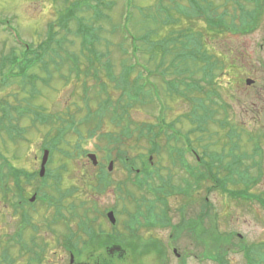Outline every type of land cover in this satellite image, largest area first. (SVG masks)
Instances as JSON below:
<instances>
[{"label": "rangeland", "instance_id": "obj_1", "mask_svg": "<svg viewBox=\"0 0 264 264\" xmlns=\"http://www.w3.org/2000/svg\"><path fill=\"white\" fill-rule=\"evenodd\" d=\"M127 1L128 0H0V59L4 55H10L13 51L19 52L23 46L25 47L29 44L37 47L47 38L49 25L52 23L58 24L60 15L64 13L67 8L71 7L78 10L77 14L79 16L77 15V17L82 18L85 24L91 25L100 31V43H98V38H95L94 44L103 52L107 54L110 52L109 57H102L103 60L92 65L99 70V80L91 74L88 76L82 74L79 81H74L73 83L65 85L63 81L59 79V76L55 75L56 77L50 81L49 85H45L41 80H37L36 88L38 90L36 91L32 90V84H29V82L25 83V79L20 77L13 78L2 84L3 86L0 87V120H2L4 112H6L5 110H7L10 115V118L7 114L4 116L2 127H0V168L3 164V171L10 172V164L12 167H18L31 172L40 170L43 149L47 146H51L56 150L57 146L60 147L63 143V141L59 143L57 138L61 123L64 122V120H71L72 117L80 119L88 112V108L84 105L83 99L84 93L82 83L84 81H86V84L90 88V92L88 93L91 103L89 104L90 108L95 112L98 110L103 100L108 96H110L114 102L118 100L122 106L128 104L127 97L124 95L126 91L123 86L125 85L120 78V75L123 73L122 65L124 64L122 58H125L124 52L128 51V44L119 43L121 41V36L118 30L115 33L112 31L113 27L122 20L125 14ZM226 1L227 0H213L212 6L217 12H221L223 8H228L230 13L235 12V19L238 18L239 9L237 8V4L227 2L223 7L222 3ZM76 2L78 4H76ZM167 2V0H131L133 6L127 7L126 11L132 12L128 22L132 32L135 34L137 32L138 36H140L141 34L152 31L151 40L153 41H157L161 37H170L171 35L168 33L170 29H164V21L167 19V15L157 10V7L159 9L160 3L166 5ZM90 5L92 7L91 9L89 8ZM188 5L189 3L187 6ZM176 14L177 13H174L172 17H178ZM82 21L81 23H83ZM205 22L204 15L193 20V24L196 26L194 31L201 33L202 39L208 43V47L206 48L209 54L226 53L228 51L230 53V50L236 53V50H241L245 46L247 50L251 51L253 48L252 43L257 41L263 33L260 27H264L260 26V29L250 34L240 31H224L218 33L207 30ZM262 24L264 25V23ZM76 26L77 21H72L70 27L73 31ZM57 30H59V33L61 32V36L63 31H60V26ZM67 40V48H74L75 51H79L82 48L81 37L79 38L73 35V33H69ZM71 43L73 44L72 47H70ZM144 47V49L148 48L146 44ZM140 57V62L144 65L150 60L148 51L146 53H141ZM159 59L158 57L156 63H158ZM171 59L172 55L166 57V65ZM108 62H112V70L107 68ZM185 62L190 72L195 70V61L187 59L183 61L184 64ZM127 63L129 64L131 62ZM156 63L155 61L152 63L149 62V67H151L149 69L154 70ZM86 64L87 62H85V66ZM82 65H84V59ZM135 66V71H132L130 74L129 72L127 73L129 79L128 83L130 85L135 83L142 87L141 83H144V78L138 76V72L141 71V68L139 65ZM159 70L161 72V68ZM31 71L37 73L40 77H46L45 73L39 67ZM63 71H67V67H64ZM221 71L222 70H218L217 74L224 73V71ZM200 72L201 71H199V73ZM225 74L228 73L226 72ZM175 77L180 78L172 74L166 78ZM199 77H201V75L191 74L190 76L188 75L186 79L190 82L193 78ZM101 79L108 82L106 90L101 89ZM149 79L158 85L163 103L166 106L164 110L166 121L169 123L173 122L175 127L182 130V132H189L191 138L194 140V147H196L200 154L206 155L205 157H207V160H210L212 152H218L221 154V157L222 155L225 156L227 161L232 159L228 156L230 144L227 138L224 137L225 131L220 130L219 125L211 121L207 126V130L201 123L193 124L188 117L192 109L190 102L182 98L179 94L177 96L168 95L166 98L164 96V89H166L167 86L164 84L163 78L151 75ZM197 81L202 82L204 87L207 85L202 79ZM125 83H127V81H125ZM143 87L140 91L144 97L147 88L144 84ZM144 99L145 102L142 106L134 103L130 111H127L122 123L118 125L123 126L126 121H129L132 127H134L135 124H139L141 127L138 128L145 129L144 126L148 123L155 124L160 112L158 108L156 109L154 103L148 102V98L144 97ZM36 113L45 116L47 121L43 122L37 119ZM109 117L111 116H105V124L108 126L103 128L104 135L102 136V142H99V139L96 137L84 143L82 147H80L81 152L79 151V153H82L81 155L76 153V151L74 153L72 152V156L63 153H55L49 163V169H52L54 174L57 175L59 172L61 173V188L63 191L69 192V195L63 198V205L65 206L64 213H66V208L71 202L77 205L80 204V202L86 204V206L79 205L77 207L78 211L74 213L75 216L78 215L79 219L80 215L82 216L81 211L84 210L83 207L88 209L92 208L91 205H97L96 207L101 210V212L105 213L113 208L115 210L117 217L116 224H112L109 219L105 217L102 218L101 221L98 220L97 223L94 222V224H96L94 230L98 231L102 228L106 230L105 232H120L119 234H111L123 236V252L119 254L117 253L119 250L111 249V252H108V248L104 249L100 244L95 248L88 246L85 248L86 250L81 258L82 264H218L212 261L208 255L204 256V254H208L210 247L213 245L206 240L199 239L197 233H192L191 230L189 231L186 228L188 226L187 217L186 220L181 223L185 224L179 231V236H176V238H174L175 235L174 237L171 235L173 226H169V224L167 226H162L160 224L152 226L154 221L151 219L152 223H148V226H145V224L138 226L135 220L130 221V215L127 213H134L139 203H141L143 206L142 210L145 212L146 208L153 206L158 200H152L154 195L148 190L144 189L143 191H139L132 187L128 179L130 178L133 181L134 175L129 176L123 163L114 160L113 169L108 175L109 180L113 183L106 191L102 190V185H99V174L101 173L102 166L108 167L110 162L105 159V156H108V151H112L113 157L117 154L114 149L116 143L108 138L107 135L110 133L113 137L120 132V127L116 125L115 121L111 123ZM82 129L83 133L81 135L83 137L87 133V125H84ZM111 131L115 132V134L112 135ZM76 134L72 130V132L65 137L66 141L63 143V146L66 145L65 147H67L68 144L78 143L80 138ZM52 139L55 140L52 141ZM168 140L173 155L178 161H176V158L175 162L171 160L169 150L166 149ZM168 140L165 135L159 138L161 150L158 155L153 157V165L155 170L162 176H165L169 181V183L167 181L166 189H162L161 197L167 198L166 202L169 207L168 212L173 218L172 223L175 220L181 221L182 213L180 209H183V204H188V208L186 209L191 211L194 215L200 216L201 209H203L207 213L205 218L201 216L206 227L216 221L220 231L236 233L231 243H234L237 247L229 253L228 264H264V254L259 258L256 255L255 249L256 246L258 249H264V208L259 205L258 201L244 202L242 198L231 199L228 195L226 196V194L217 190L203 194L200 189L196 188L194 193L191 191L189 196L186 192V185L183 187L178 186L183 185L182 179L184 181V179L188 177V173L186 169L180 165L179 162L182 160L177 154L183 156V162H189L191 165L195 164V158L190 154L187 156L183 155L182 142L176 141L171 137H169ZM125 143L127 144L125 148L129 149V158L137 161L138 159H136V156L139 152H144L146 154L151 148V144L148 141L138 139L135 133L132 138L127 139ZM97 144L101 146H98V148ZM134 144H139L142 151L132 149L130 146H134ZM55 145L56 147H54ZM261 149V154L259 152L255 154L254 147L243 139L240 146L235 148L234 153L245 155L246 163L248 166H252L247 168L248 171H250L248 176L254 181V184L251 186L252 191L264 199V147H261ZM86 150H88L89 153L97 154L99 161L98 165H94L88 156L85 155L84 152ZM4 157L9 159L8 163H6V160L4 161ZM227 161L224 162L225 165ZM222 166V162L216 163L217 169L222 168ZM167 175H171L172 178ZM228 175L229 171L222 169L220 178H224ZM236 175L242 176L241 167L236 170ZM8 176L9 183L13 186L15 184L12 178L13 176L11 177V173H8ZM238 176H234L236 181H240ZM49 181L52 180L50 179ZM1 183L0 178V184ZM121 183L123 186L126 184L128 185L127 187L133 192L131 196L136 198L137 201L126 198L125 194V200L120 199V196L116 194L115 188ZM200 184L204 185V187L210 186L208 181L205 180ZM50 185L51 182L47 184V186ZM158 185H161V183H158ZM47 186L37 180L34 181L32 185H27L26 188L29 191V197H31L34 190L39 187L42 188V192H50ZM73 186H75L74 189L77 188V191L71 192ZM172 186L176 187L173 188ZM230 186L232 188L238 187L239 189H243L245 184L243 185L239 182L237 185L230 184ZM2 190H5L4 185H2ZM177 190H184V195L178 193L179 191ZM143 196L145 198H143ZM206 198H208V203L205 202ZM189 202L191 205H189ZM160 205L157 204V214H159V211L162 209ZM211 205L212 207H210ZM30 209L33 221L40 225L38 231L39 236H41V239L44 241L46 240L50 246L49 250L46 251L44 255L43 264H69L70 254L67 253L68 249H64L59 245L58 237L54 236L55 234H52V232H49L50 229L45 224V220L51 219L54 211L43 208L40 201H36L35 207ZM116 210L119 211V213ZM124 211L128 212L125 213ZM215 216L218 217L213 218ZM143 218L145 220V217ZM19 223L20 216L15 214L11 207H4L0 194V241L6 243V241L11 240L10 237H13ZM142 223H144L143 219ZM65 226L64 220L58 224L57 228L59 231L64 232ZM31 232L32 231L25 232V238L27 240L30 239ZM238 233L245 236L241 242L240 238L237 236ZM80 234V236L75 238L76 242L84 238L85 241L88 240V238H86L88 237L87 234L83 232ZM133 235L142 236L145 241H147L148 238L156 237L165 241L168 244V248L167 245H164V247L165 249L167 248L166 251H168V253H166L165 257H160L156 251H151L153 249L152 247L147 249L143 247L140 238L139 240L130 238ZM135 241H137L138 251H135L134 247L129 245L130 242L133 243ZM208 241L210 242V240ZM244 244L246 248L253 249L254 254L250 253L251 257H247L244 253L236 251L239 249L238 247L241 248ZM4 245L5 244L0 246V251H3ZM89 245L91 244L89 243ZM228 245H230V243ZM174 247L177 249L178 254L181 255L179 260H177L175 254H173L172 248ZM16 250L17 248L14 247L13 252ZM145 250L149 251H146L147 255L142 256L141 253ZM214 250L217 251L215 248ZM186 254H192L193 256L187 257ZM0 255H2V253ZM19 262L24 264L25 259H17L16 263L20 264ZM77 264L79 263L77 262Z\"/></svg>", "mask_w": 264, "mask_h": 264}, {"label": "trees", "instance_id": "obj_2", "mask_svg": "<svg viewBox=\"0 0 264 264\" xmlns=\"http://www.w3.org/2000/svg\"><path fill=\"white\" fill-rule=\"evenodd\" d=\"M167 1L168 2L166 5L160 3L159 9L157 7V10H160L161 13L167 15V19L164 21V29H170L168 31V33H170L171 35L170 37H161L159 40L153 41L151 40V36L153 34L152 31L146 32L145 34H141L140 36H138L137 32L136 34L133 33L128 25L132 14L131 11L127 12L125 18H123V23L122 20H120L121 22L116 24L112 29L114 33L118 30L121 36V41L119 43L126 44L127 39L132 40V55L136 62L133 64L131 61L132 56L129 55L128 51H125V58H122L124 62V64L122 65L123 73L122 75H120V78L122 79L121 81L125 85L123 86L126 91L124 95L127 97L128 104H126V106H122L120 102H118V100L114 102V100H112V98L108 96L105 100H103V102L98 107V110L95 112L90 108L89 104L91 103L90 97L88 96L90 88L86 84V81H84L82 83L84 93L83 99L84 105H86V107L88 108V112L80 119L72 117L71 120H64V122L61 123V128L58 131L59 135L57 137L59 143L61 141H63L64 143L66 141L65 137L68 136L73 130L75 131V134L77 133V136H79V142L72 143L70 145L68 144L67 147H73L71 149L74 150V152L76 151V153H79V151L81 152L80 147H82L83 143L87 142L88 140L96 137L99 139V141L102 140V136L104 135L103 128L108 126L105 124V116L110 115V122L112 123V121H115L116 125L120 127L119 134H115V132L111 131L112 135L115 134V136L112 137L110 133H108L107 135L108 138H110L116 143V147H114V149L117 152V157L124 163L129 172L133 168L138 167V165L141 163L140 167L142 171L147 173L146 178L150 177L151 174L149 172L150 167L148 163V156L156 155L160 152L161 145L159 138L162 135H165L168 140V138L171 136V125H169L165 117L161 115L159 118L157 117V122L155 124L148 123L146 126H144L145 129L138 128L141 127L139 124H135L134 127H132V124L129 121H126L123 126L118 125L122 123L125 115L127 114V111H130V108L134 106V103L140 106L143 105V103L145 102L144 97L148 98V102L150 101L149 103H154V105H156L154 100V96L157 92L155 84L148 82V84L146 85L145 83H141L142 87L144 84L147 88L146 94L143 97L140 91L142 87L135 83L133 85H130L128 83L129 79L127 77V73L129 72L130 74L132 71H135V65H139V67L142 69H144V67L149 69L151 68L149 67V62L152 63L153 61H155L156 63L157 58L159 57L160 59L158 63L155 64V69H150V72L153 73L154 71V73L158 74L160 77L163 78V82L167 86V90L164 89V96L166 98L168 95L177 96L178 94H180L181 97L187 96L186 89L190 88L191 85L196 86L195 88H193L194 90H198V88L201 90V88L199 87L200 82L197 81L198 79L193 82H188V80L186 79L187 76H190L191 74H199L201 76L213 75L215 74V70L222 64H219L220 57L218 55L208 53L206 48L208 47V43H206L202 39L201 33L194 31L196 26H194L193 20L204 15V18L206 20V28L207 30H210L212 32L221 33L224 31H245L250 25L247 20L251 19L252 23L254 22V20L256 19L255 14H257V12L259 11V6L263 3L262 0H227L226 2H223V7L227 4V2H233L234 4L239 5L238 9L240 22L237 23L235 19V12L230 13L228 11V8H223L221 12H217V10L212 6L213 0ZM130 2L131 0H128L129 4L127 5V7L133 6V4L131 5ZM248 2H252L254 7L248 8L246 6ZM186 3H189V5L187 6ZM76 4L78 3L76 2ZM89 8H92L91 5L89 6ZM77 11L78 10L72 7L67 8L66 11L60 15L58 19V24L52 23L49 25L47 38L37 47H34L29 44L25 47L23 46L19 52L13 51L10 55H4L0 59V87L3 86V83H6L13 78L19 77L25 79V83L29 82V84H32L33 91L38 90L36 88L37 80H41L42 83L49 85L50 81L54 77H56L55 75L59 76V79H61L65 85H67L68 83H73L74 81H79L81 79L82 74H85V76L91 74L93 77L99 80V70L94 68L92 65L96 62L103 60L102 57H109L110 52L109 54H107L106 52L100 50L94 44L95 38H98V43H100V31L91 25L85 24L82 21V18L77 17ZM174 13H177L176 16L178 17L173 18L172 15ZM74 20L77 21V26L73 31L70 25ZM81 21L83 23H81ZM59 26L60 31H63L61 35L62 37L60 36L61 32L59 33V30H57ZM69 33H73V35L82 38L83 49L81 48L79 51H75L74 48H67L66 41H68L67 39ZM145 44L148 46L147 49H144ZM72 45L73 44L71 43L70 47H72ZM147 51L148 54H150V60L144 65L142 64V62H140V54L146 53ZM169 55H172V59L166 65V57H168ZM83 59L84 65H82ZM187 59H191L196 63L195 70L192 72L189 71L187 63H183V61ZM85 62H87L86 66ZM127 62H131L132 64H128ZM108 63L109 64L107 65V68L111 69L112 62ZM36 67H39L45 73L46 77H40L37 73H33V71H31ZM64 67H67V71H63ZM160 68L162 73L159 70ZM199 71L201 72L199 73ZM138 73V76H144L142 71H139ZM171 74L173 76H179L180 78L175 77L167 79L166 77L171 76ZM101 81V89L106 90V88L108 87V82L103 79H101ZM125 81H127V83H125ZM5 111L6 112H4V116L7 114V116L10 118V115L7 110ZM4 116L2 117V120ZM42 119L44 121H47L45 116L42 117ZM2 120H0V127H2ZM84 125H87V133L85 134V136L82 137L81 134L83 133L82 128ZM134 133L136 134V137L138 139H144L145 141H148L151 144V148L146 154L144 152H139L136 156V159H140L139 164L137 160L129 158V149L125 148V146L127 145L125 141L127 139L132 138ZM167 143L168 145L166 149L169 150L170 155H172L173 152L171 150L172 148L170 147L169 140L167 141ZM54 147H56V145ZM130 147L134 150L137 149L138 151H142L140 149L139 144H134V146ZM71 149H69L70 154H72ZM107 154L110 155L111 151H108ZM244 156L245 155H241V158L244 159ZM5 160L6 163H8V158L4 157V161ZM2 166L4 165L2 164ZM2 166L0 168V178L2 182L0 184V189L2 190V185H4L5 189L2 190V197L7 201L11 199L10 204L16 208L24 207V203L27 202L26 196L28 189L26 188V186L29 184L32 185L34 181L39 179L38 172H31L24 169H20L18 167L15 168L11 165L10 172H5L3 171ZM211 167H213V164H211ZM245 169L246 170L243 169L242 176L240 178L241 182L244 181V189L237 192L232 191L233 193L231 194L234 197L238 195H245L248 200L259 199L260 202L263 201L262 197H258L257 195L250 192L251 186L254 184V181L248 176L249 173H247V168ZM8 173H11V177L13 176L12 178L15 182L13 186L9 183ZM51 178H54L55 180L54 187H58L61 182V178H59L58 176L53 177L50 173H48L42 180L47 181ZM102 178H106V173L104 170L102 172ZM228 180H230V178H227L221 182L222 185H220V187L222 190L227 191L229 183L227 182ZM58 190H60V186L58 187ZM12 192L13 194L11 195ZM13 197H17L18 201L12 202ZM74 220L77 221L76 218ZM25 222H29L26 217ZM78 224L79 227L81 226L84 229L85 234L88 235V237H86L88 238V240L85 241L84 238L79 240L78 242H74L73 240L74 238H76L77 235L75 231L70 230L69 234L64 239L66 241L64 245L68 249L67 251L76 255L77 262L79 264L83 263L81 258L86 250L85 247L88 246L95 248L98 246V244H100V246H103L104 249L108 248V252H111L110 249L112 247L114 248V250L117 249V247H120L121 250L118 252H123V236L121 237L114 235L119 234L120 232H114V234H109L107 236H97V232H94L92 229L88 230V228L92 226V221H90L88 217L80 219ZM187 225L188 226L186 228L189 231L192 230L194 233H196L197 230L201 231L202 229V224L197 225L195 222H192V224L188 223ZM210 232H212V230H210ZM80 235L81 234H79V236ZM13 239L14 238L6 241V243L0 241V246L5 244L3 251H0V254L2 253V255H0V264H17V258H15L13 254ZM19 241L22 240L19 238ZM231 241L232 239H230L229 237H227V239H225L224 241L210 240L209 243L213 245L210 247V251L208 252L210 259L218 264H228V244H231ZM89 243L91 245H89ZM47 245L48 244L45 243L40 251L30 250V253L23 255L22 259H25L24 264H43V253H45ZM129 245H132L135 251H138L137 241L133 243L130 242ZM214 248L217 249V251L214 250Z\"/></svg>", "mask_w": 264, "mask_h": 264}, {"label": "flooded vegetation", "instance_id": "obj_3", "mask_svg": "<svg viewBox=\"0 0 264 264\" xmlns=\"http://www.w3.org/2000/svg\"><path fill=\"white\" fill-rule=\"evenodd\" d=\"M262 2L257 21L248 31V34L254 33L260 28L263 31L258 40L252 43V50H247L245 46L241 50H236V53L233 50H230V53L229 51L222 52L224 68L221 72L224 71V73L209 76L208 78L212 81L206 86L204 95L201 96L200 101L191 103L192 110L200 111L207 116V126L211 121H214L219 125L220 130L225 131L224 137L227 138L230 147H239L244 139L257 148L260 154L261 147H264V27H260L264 26L262 24L264 23V0ZM226 72L228 74H225ZM206 128L208 130V127ZM190 140L193 145L191 151L196 152L194 140ZM198 160L201 161V158ZM184 168L188 173L187 178L193 182V174L197 172L198 175H203L208 166L204 162L193 165L188 162ZM196 188L200 189L203 194L210 192L209 186L204 187L200 184L194 186L192 191L194 192ZM153 207L156 210L158 208L157 204H154ZM159 214H161L160 211ZM187 215L189 219L199 221L206 213L201 209L200 216L194 215L191 211H188ZM162 216L166 226L170 224L169 226L174 228L179 223L177 220L172 223L173 218L168 211H165ZM157 253L160 257H165L168 251ZM256 254L260 258L264 251H258Z\"/></svg>", "mask_w": 264, "mask_h": 264}, {"label": "water", "instance_id": "obj_4", "mask_svg": "<svg viewBox=\"0 0 264 264\" xmlns=\"http://www.w3.org/2000/svg\"><path fill=\"white\" fill-rule=\"evenodd\" d=\"M48 156H49V152L48 151H45L44 153V158H43V163H42V169H41V175L43 176L45 174V165H46V162L48 160ZM90 157L94 160L95 163H97V158L95 155H90ZM34 199V198H33ZM110 220L115 223L116 222V219H115V216H114V213L113 212H110L108 214Z\"/></svg>", "mask_w": 264, "mask_h": 264}]
</instances>
